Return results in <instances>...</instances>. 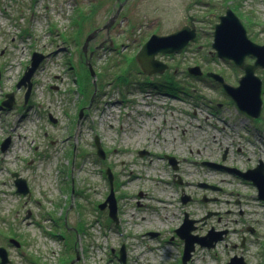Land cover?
<instances>
[{
    "label": "rangeland",
    "instance_id": "obj_1",
    "mask_svg": "<svg viewBox=\"0 0 264 264\" xmlns=\"http://www.w3.org/2000/svg\"><path fill=\"white\" fill-rule=\"evenodd\" d=\"M226 9L251 41L264 45V0H0V103L10 92L15 100L10 109L0 107V144L9 138L0 149V246L9 264H182L175 229L184 213L198 220L196 235L225 231L213 248L196 244L187 264H224L239 241L247 264H264V201L256 187L201 164L245 170L264 162V69L255 70L263 100L257 119L205 76L215 72L237 85L243 75L211 46ZM117 10V24L86 46L87 57L94 53L90 77L83 41ZM190 16L195 38L176 54L155 56L168 66L163 74L142 73L134 56L143 43L177 31ZM34 50L45 58L24 103L25 88L15 84ZM194 65L203 77L188 74ZM166 156L178 160V169ZM106 169L116 222L108 205L98 207L110 190ZM12 173L26 181L28 193L15 191Z\"/></svg>",
    "mask_w": 264,
    "mask_h": 264
},
{
    "label": "water",
    "instance_id": "obj_2",
    "mask_svg": "<svg viewBox=\"0 0 264 264\" xmlns=\"http://www.w3.org/2000/svg\"><path fill=\"white\" fill-rule=\"evenodd\" d=\"M193 18H189L187 25H184L175 32L167 35L152 34L143 43L140 49L135 54L134 58L137 62L141 72L152 75L155 73H162L168 66L166 63L155 58L157 54L173 55L180 52L191 40L196 36L195 29L191 28ZM109 25L106 24L105 28ZM94 32L90 33L83 44L82 50L86 52L88 41L93 38ZM213 34L212 48L215 50L217 56L222 59L231 60L236 67L243 71V75L239 78L237 85H232L224 79V77L215 72H206V76L213 79L221 88L223 92L234 102L236 108L244 113L246 116L257 119L261 115L263 100L261 97L262 81L255 74L257 68L264 69V45L257 44L251 41L246 34V29L240 19L231 9H226L223 15L219 16L218 23L215 24ZM249 56L254 58L252 63H245V58ZM44 56L34 51L31 56L30 64L26 67L21 78L16 83V89L24 87V103L27 102L29 93L31 91V77L43 60ZM91 77L95 76V72L91 64L87 63ZM188 74L195 77H201L203 72L200 66H190L187 68ZM95 84V79H93ZM5 100L1 102V106L7 109L12 108L14 103L13 93H7ZM9 144V138L4 139L0 144V149L4 151ZM96 146V153L99 157L104 158V152L101 148L100 141L97 137L94 138ZM141 155L142 152H139ZM169 163L176 168V160L172 156H167ZM225 155L222 156V160ZM202 165L216 170H223L232 175H235L242 180L250 181L256 187L257 198L264 201V162L259 160L257 165L253 168L242 171L236 167L224 165L222 163L202 162ZM106 175L110 184V192L105 200L99 204L100 209H104L107 205L109 208V217L113 221H117L116 217V203L112 189V175L109 169L106 170ZM14 184L16 192L25 195L28 193L26 181L18 177L17 173H13ZM203 188H215L206 183H200ZM189 197H182V201L186 202ZM203 200H206L204 197ZM209 213L207 216H210ZM198 220L191 219L187 213H184L183 221L180 226L175 229V233L183 241V250L181 255V263L187 264L190 260L195 245L201 247L213 248L218 241H221L225 231H215L213 228L209 229L205 235H196L193 233ZM155 233H151V235ZM16 247L20 244L14 239H10ZM77 259V257H76ZM119 261L125 262L124 249L119 250ZM73 260L71 264L74 262ZM9 258L6 249L0 246V264H8ZM225 264H246V261L241 256H232Z\"/></svg>",
    "mask_w": 264,
    "mask_h": 264
},
{
    "label": "flooded vegetation",
    "instance_id": "obj_3",
    "mask_svg": "<svg viewBox=\"0 0 264 264\" xmlns=\"http://www.w3.org/2000/svg\"><path fill=\"white\" fill-rule=\"evenodd\" d=\"M120 3V2H119ZM122 6V3H120L119 4V8ZM121 9V8H120ZM120 9H119V11H120ZM117 12H118V10L114 13V15L112 16V17H110V21H108L107 22V24L109 25L106 29H107V31L109 30V29H112L113 28V25L114 24H117V22L116 21H113L114 20V18L117 16ZM189 21V20H188ZM188 21H187V23L186 24H188ZM101 27H97V28H94V30L95 29H97V32H99V31H102L103 29H100ZM191 28H193V29H195L196 30V33H197V29H196V27H195V25L193 24V22L191 23ZM93 52L91 51V53H90V56H91V58L93 57ZM157 74H163V73H157ZM165 74V73H164ZM153 75H155V74H153ZM160 78H162L163 80H165V81H167V80H172V79H168V78H165V76H159ZM151 82H152V80H151ZM150 82V83H151ZM3 100H1V102H2ZM0 107L1 108H3L2 106H1V103H0ZM227 150V149H226ZM225 150V151H226ZM146 153H148L147 151H145ZM227 153V152H226ZM226 156V155H225ZM176 169H178V164H177V161H176ZM175 169V170H176ZM175 175H177V174H175ZM244 242L245 241H239V243H234L233 244V247H234V249H235V251L236 252H234V254L233 255H236V256H241V257H244ZM244 259H245V257H244Z\"/></svg>",
    "mask_w": 264,
    "mask_h": 264
},
{
    "label": "bare ground",
    "instance_id": "obj_4",
    "mask_svg": "<svg viewBox=\"0 0 264 264\" xmlns=\"http://www.w3.org/2000/svg\"><path fill=\"white\" fill-rule=\"evenodd\" d=\"M160 178H162V177H160ZM159 201H161V200H159ZM166 206H168V204H161V208L164 209V210H169L168 208H172V207H167V209H166Z\"/></svg>",
    "mask_w": 264,
    "mask_h": 264
},
{
    "label": "trees",
    "instance_id": "obj_5",
    "mask_svg": "<svg viewBox=\"0 0 264 264\" xmlns=\"http://www.w3.org/2000/svg\"><path fill=\"white\" fill-rule=\"evenodd\" d=\"M88 74V73H87ZM166 78V77H165ZM155 86L157 85V83H153ZM170 85V83H168ZM168 87V86H167ZM76 231H79V228L76 229Z\"/></svg>",
    "mask_w": 264,
    "mask_h": 264
}]
</instances>
